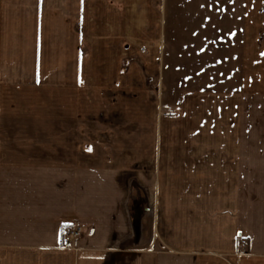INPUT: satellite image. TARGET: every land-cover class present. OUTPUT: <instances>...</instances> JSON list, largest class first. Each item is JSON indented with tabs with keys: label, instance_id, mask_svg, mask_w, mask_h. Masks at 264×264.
<instances>
[{
	"label": "crops",
	"instance_id": "crops-1",
	"mask_svg": "<svg viewBox=\"0 0 264 264\" xmlns=\"http://www.w3.org/2000/svg\"><path fill=\"white\" fill-rule=\"evenodd\" d=\"M246 2L252 63L259 64L264 0ZM18 4L32 8L30 49L24 57L0 56V63H32L33 86L45 78L36 67L45 62L65 64L66 72L73 65L77 87L93 84L98 16L115 6ZM107 122L0 118V264H264V157L258 146L244 149L258 137L151 132L134 150L117 143ZM73 224L84 232L64 244Z\"/></svg>",
	"mask_w": 264,
	"mask_h": 264
},
{
	"label": "rangeland",
	"instance_id": "rangeland-1",
	"mask_svg": "<svg viewBox=\"0 0 264 264\" xmlns=\"http://www.w3.org/2000/svg\"><path fill=\"white\" fill-rule=\"evenodd\" d=\"M246 1L109 0L114 11L101 9L98 16L101 46L93 84L82 80L77 87L73 65L66 72L65 64L45 62L36 64L45 78L33 86L32 63L4 61L0 118L108 121L105 129H112L117 143L134 150L151 132L256 136L259 142H247L244 149L258 146L264 157V60L252 63ZM18 2L0 0L5 59L24 57L30 49L32 8Z\"/></svg>",
	"mask_w": 264,
	"mask_h": 264
},
{
	"label": "built area",
	"instance_id": "built-area-1",
	"mask_svg": "<svg viewBox=\"0 0 264 264\" xmlns=\"http://www.w3.org/2000/svg\"><path fill=\"white\" fill-rule=\"evenodd\" d=\"M84 232V227L81 224H73L68 226L64 231V244H72Z\"/></svg>",
	"mask_w": 264,
	"mask_h": 264
}]
</instances>
